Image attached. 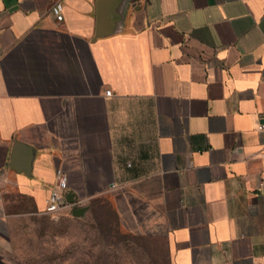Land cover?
Masks as SVG:
<instances>
[{"label": "crops", "instance_id": "obj_1", "mask_svg": "<svg viewBox=\"0 0 264 264\" xmlns=\"http://www.w3.org/2000/svg\"><path fill=\"white\" fill-rule=\"evenodd\" d=\"M263 121L264 0H0V264L56 168L169 264H264Z\"/></svg>", "mask_w": 264, "mask_h": 264}, {"label": "rangeland", "instance_id": "obj_2", "mask_svg": "<svg viewBox=\"0 0 264 264\" xmlns=\"http://www.w3.org/2000/svg\"><path fill=\"white\" fill-rule=\"evenodd\" d=\"M9 237L6 264H169L160 232L138 229L103 201L85 214L18 212Z\"/></svg>", "mask_w": 264, "mask_h": 264}, {"label": "built area", "instance_id": "obj_3", "mask_svg": "<svg viewBox=\"0 0 264 264\" xmlns=\"http://www.w3.org/2000/svg\"><path fill=\"white\" fill-rule=\"evenodd\" d=\"M50 10L56 21H60L62 19V5L60 3L53 4ZM104 95L109 96L110 90L106 89L104 91ZM263 129H264V121L258 123L256 126L257 131ZM65 188H66L65 174L60 168H56L54 187L49 190V193L44 200V207L41 210V213L49 216H54L62 212L71 211L72 208L75 207L78 201L73 200L72 202H68L65 199V193L62 192ZM257 188H264V172L260 175L257 181Z\"/></svg>", "mask_w": 264, "mask_h": 264}, {"label": "water", "instance_id": "obj_4", "mask_svg": "<svg viewBox=\"0 0 264 264\" xmlns=\"http://www.w3.org/2000/svg\"><path fill=\"white\" fill-rule=\"evenodd\" d=\"M65 199L68 201V202H72L74 199H73V195L72 193H66L65 195ZM78 213H80V209H75L72 211V214L73 215H77Z\"/></svg>", "mask_w": 264, "mask_h": 264}, {"label": "trees", "instance_id": "obj_5", "mask_svg": "<svg viewBox=\"0 0 264 264\" xmlns=\"http://www.w3.org/2000/svg\"><path fill=\"white\" fill-rule=\"evenodd\" d=\"M66 212H70V211H66ZM62 213H64V212H62ZM59 214H61V213H59Z\"/></svg>", "mask_w": 264, "mask_h": 264}]
</instances>
